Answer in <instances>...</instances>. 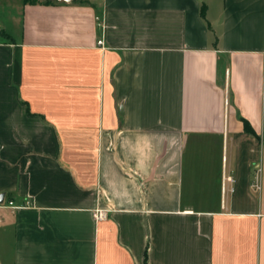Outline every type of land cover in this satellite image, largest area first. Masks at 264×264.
Instances as JSON below:
<instances>
[{
  "label": "crops",
  "instance_id": "0c3cea01",
  "mask_svg": "<svg viewBox=\"0 0 264 264\" xmlns=\"http://www.w3.org/2000/svg\"><path fill=\"white\" fill-rule=\"evenodd\" d=\"M0 264H264V0H0Z\"/></svg>",
  "mask_w": 264,
  "mask_h": 264
},
{
  "label": "built area",
  "instance_id": "2783aa9c",
  "mask_svg": "<svg viewBox=\"0 0 264 264\" xmlns=\"http://www.w3.org/2000/svg\"><path fill=\"white\" fill-rule=\"evenodd\" d=\"M99 43L101 44L102 43V40H99ZM226 179L229 180V181H232L233 180V178L231 176L226 177ZM10 204H13V202L11 201ZM97 218H103V213L97 214Z\"/></svg>",
  "mask_w": 264,
  "mask_h": 264
},
{
  "label": "water",
  "instance_id": "95a60500",
  "mask_svg": "<svg viewBox=\"0 0 264 264\" xmlns=\"http://www.w3.org/2000/svg\"><path fill=\"white\" fill-rule=\"evenodd\" d=\"M1 200H3V195L1 196Z\"/></svg>",
  "mask_w": 264,
  "mask_h": 264
},
{
  "label": "trees",
  "instance_id": "16d2710c",
  "mask_svg": "<svg viewBox=\"0 0 264 264\" xmlns=\"http://www.w3.org/2000/svg\"><path fill=\"white\" fill-rule=\"evenodd\" d=\"M27 1H29V0H27ZM247 124V127H248V123H246Z\"/></svg>",
  "mask_w": 264,
  "mask_h": 264
}]
</instances>
